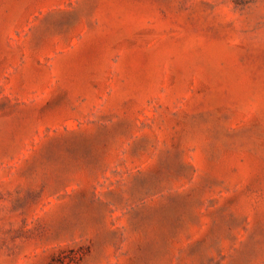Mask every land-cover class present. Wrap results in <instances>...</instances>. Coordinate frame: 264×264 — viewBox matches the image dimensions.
<instances>
[{"label": "rangeland", "instance_id": "obj_1", "mask_svg": "<svg viewBox=\"0 0 264 264\" xmlns=\"http://www.w3.org/2000/svg\"><path fill=\"white\" fill-rule=\"evenodd\" d=\"M0 264H264V0H0Z\"/></svg>", "mask_w": 264, "mask_h": 264}]
</instances>
